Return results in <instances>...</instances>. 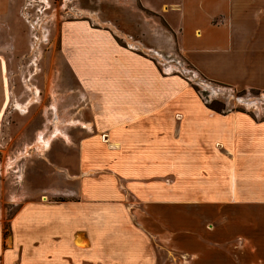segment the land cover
Returning a JSON list of instances; mask_svg holds the SVG:
<instances>
[{"label":"crops","instance_id":"obj_1","mask_svg":"<svg viewBox=\"0 0 264 264\" xmlns=\"http://www.w3.org/2000/svg\"><path fill=\"white\" fill-rule=\"evenodd\" d=\"M10 5L0 0L1 26ZM110 6L109 23L89 14L67 19L60 21L57 37L64 74L90 97L89 130L77 151V176L86 193L76 199L50 196L52 186L70 187L69 155L60 154L58 172L50 161L37 163L31 176L37 195L21 192L15 204L0 196V264H151L127 257L131 243L120 236L151 235L153 219L160 229L164 220L167 230V217L149 213L153 201L212 204L214 240L224 234L231 243L254 234L262 252L254 263L264 264V118L211 110L183 78L164 74L146 45V23L154 22L157 34L172 41L197 74L264 91V0H114ZM135 10L140 20L131 23ZM8 84L9 54L2 45L0 138ZM152 179L159 182L157 195ZM126 189L132 194H124ZM176 218L183 219L182 211Z\"/></svg>","mask_w":264,"mask_h":264},{"label":"rangeland","instance_id":"obj_2","mask_svg":"<svg viewBox=\"0 0 264 264\" xmlns=\"http://www.w3.org/2000/svg\"><path fill=\"white\" fill-rule=\"evenodd\" d=\"M102 2H107L109 6H100ZM113 2L11 0L9 12L3 20L5 24L0 25V46L3 45L9 54V102L2 118L0 138V196H9L11 204L17 203L16 195L21 192L25 197L37 195L31 186L32 168L46 160L58 172L57 165L63 162V155L60 154L70 157L71 184L70 187H50V196L76 199L86 193L77 176V151L80 137L89 130L86 129L89 126L86 116L90 111L87 106L90 97L80 92L71 76L64 74L57 37L60 21L67 19L89 14L97 23H109L114 18L110 6ZM98 6L105 11H97ZM139 17L135 10L127 20L133 23L140 20ZM11 25L16 26V31H11ZM155 27L154 22L146 23L150 33L146 45L150 46L148 52L159 60L158 66L164 74L179 75L205 104H210L219 112L240 111L254 119L264 118V91L231 87L202 77L181 58L172 41L157 34ZM121 40L118 41L125 44ZM45 141H48L47 145ZM173 177L174 172H169L168 180ZM152 182V195H157L159 182L154 179ZM104 189L108 191L111 188ZM168 191H173V188L169 187ZM123 193L130 195L132 191L126 189ZM179 205L153 201L147 207L149 213L155 218L159 214L161 218L167 217V230H163L164 220L160 229L153 219L151 235L144 236L137 231L135 235L120 236L131 243L130 252L125 255L137 262L149 260L151 264H199L203 259L219 260L222 264L224 259L229 258H244L251 261L249 264H258L254 262L262 252L255 245L256 235H238L237 241L230 243L221 234L216 235L218 239L214 240L209 232L215 227V219L209 212L212 204L185 202ZM179 211H182L183 219L176 218ZM136 215H139L138 211L133 216ZM106 221L113 226L112 220ZM181 221L184 228L178 226ZM221 224H218L217 230L222 231ZM192 231L194 235L190 234ZM257 237L260 239L261 236Z\"/></svg>","mask_w":264,"mask_h":264},{"label":"trees","instance_id":"obj_3","mask_svg":"<svg viewBox=\"0 0 264 264\" xmlns=\"http://www.w3.org/2000/svg\"><path fill=\"white\" fill-rule=\"evenodd\" d=\"M208 108H210L211 110H213V111H216V112H219V111H217L216 109H214L210 104H205Z\"/></svg>","mask_w":264,"mask_h":264},{"label":"bare ground","instance_id":"obj_4","mask_svg":"<svg viewBox=\"0 0 264 264\" xmlns=\"http://www.w3.org/2000/svg\"><path fill=\"white\" fill-rule=\"evenodd\" d=\"M35 91H36V90H35ZM38 92H39V91H38ZM36 95H37V94H36ZM18 107H19V106H18ZM44 143H45V145H47L48 141H45Z\"/></svg>","mask_w":264,"mask_h":264}]
</instances>
